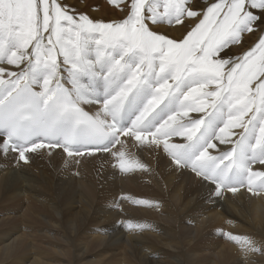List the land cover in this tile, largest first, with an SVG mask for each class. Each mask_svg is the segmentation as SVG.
<instances>
[{
    "label": "bare ground",
    "instance_id": "bare-ground-1",
    "mask_svg": "<svg viewBox=\"0 0 264 264\" xmlns=\"http://www.w3.org/2000/svg\"><path fill=\"white\" fill-rule=\"evenodd\" d=\"M211 1L0 0V100L129 110L73 156L0 138V264H264V65L240 55L260 30L212 34Z\"/></svg>",
    "mask_w": 264,
    "mask_h": 264
},
{
    "label": "rangeland",
    "instance_id": "rangeland-1",
    "mask_svg": "<svg viewBox=\"0 0 264 264\" xmlns=\"http://www.w3.org/2000/svg\"><path fill=\"white\" fill-rule=\"evenodd\" d=\"M133 1L134 0H132V2ZM139 1H141L144 4V7H147L148 5L151 4V0H139ZM115 2H116V4H121L123 2V0H115ZM263 4H264V0H212L211 2H208L205 5L207 7V13L206 14L204 13V15L206 17L212 16L211 17V19H212L211 23L212 24L210 27V29H211L210 32L212 34H214V32L216 31V29H217L216 27H218V25H220L221 22H224V21L226 22V25L230 24L231 21H234L233 24L228 26L229 30L235 28L236 26L239 27L240 24L248 23V20H250V23H251L250 27L252 25H255V28H257L259 26L257 29L260 30V32H258V33L256 32V38L254 40L252 39L253 42L249 44L250 45L249 48L244 50L242 53H240V55H242V57H244L245 60L250 59V57L252 56L251 58H252V60H254L253 65H264V25H263L264 24V18H263L264 17V12H263L264 11V5ZM131 5H133V4H131ZM261 15H262V17H260ZM193 30H194V28L192 29V31ZM43 42H45V39H43ZM43 44H45V43H43ZM228 50H229V47L225 43L220 44V47L216 48L217 53L220 55H223L224 52H226ZM106 51H107V49H106ZM103 52H104V49L97 47L96 52H95V56L99 59L103 55ZM231 58L227 59V61L231 62V61H233V59H239L238 57L233 56V54L231 55ZM98 59H95L94 62L97 63ZM262 79L264 80V73H262L260 76H258L257 81H260ZM190 110L191 109L188 110L189 113L196 114V111H194V110L190 111ZM205 116H206V114H205ZM203 123H204V120L201 121V124L199 126V130L202 129L201 127L203 126L202 125ZM219 130L214 132L215 134L218 132L216 134L218 136L216 137V135L214 134L215 136L210 141L211 145H212V143L213 144H222V140H223L224 135L222 134V131L221 130L219 131ZM38 204H40V203H38ZM53 226H55V224ZM77 249H78V254L79 253L82 254L85 250L82 245L81 246L79 245L77 247ZM81 254H79V257L81 256ZM87 257H88V259H90V261H93V262L98 260V259H95V256L93 257L91 254L87 255ZM103 260H104V258L101 259L102 262H103ZM101 261L98 262V264H100ZM89 263H91V262H89ZM83 264H87V263H83ZM95 264H97V262Z\"/></svg>",
    "mask_w": 264,
    "mask_h": 264
}]
</instances>
